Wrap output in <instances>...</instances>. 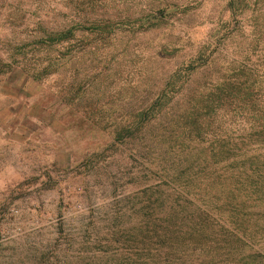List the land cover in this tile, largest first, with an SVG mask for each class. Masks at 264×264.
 Wrapping results in <instances>:
<instances>
[{
  "label": "rangeland",
  "instance_id": "1",
  "mask_svg": "<svg viewBox=\"0 0 264 264\" xmlns=\"http://www.w3.org/2000/svg\"><path fill=\"white\" fill-rule=\"evenodd\" d=\"M230 1L0 0V264H35L56 244L67 252H50L52 260L73 258L71 240L79 245L91 217L106 226L115 196L151 184V119L144 157L120 144L111 174L93 153L116 125L151 108L156 86L189 54L228 34ZM40 22L75 29L68 48L48 52L68 62L34 79L47 51L34 42ZM163 46L182 50L159 59ZM221 47L231 53L230 40Z\"/></svg>",
  "mask_w": 264,
  "mask_h": 264
},
{
  "label": "trees",
  "instance_id": "2",
  "mask_svg": "<svg viewBox=\"0 0 264 264\" xmlns=\"http://www.w3.org/2000/svg\"><path fill=\"white\" fill-rule=\"evenodd\" d=\"M230 5L228 34L189 54L156 86L151 108L116 125L93 153L104 155L111 174L120 144L144 157L151 119V184L115 196L104 209L106 226L91 217L78 248L71 240L73 258L52 260L50 252H67L56 244L35 264H264V0ZM38 29L34 42L47 51L31 69L34 79L68 62L48 52L68 48L75 27L40 22ZM228 40L231 53L223 54ZM166 46L157 58L182 50Z\"/></svg>",
  "mask_w": 264,
  "mask_h": 264
}]
</instances>
